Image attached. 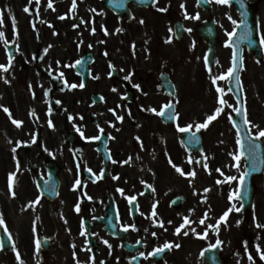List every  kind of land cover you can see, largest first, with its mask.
<instances>
[{"label": "flooded vegetation", "instance_id": "flooded-vegetation-1", "mask_svg": "<svg viewBox=\"0 0 264 264\" xmlns=\"http://www.w3.org/2000/svg\"><path fill=\"white\" fill-rule=\"evenodd\" d=\"M248 1L261 12L264 0ZM12 2L2 16L3 25L12 38L15 17L16 38L22 35L17 43L29 64L14 65L5 77L23 85L19 100L11 97L9 104L12 118L23 123L16 127L9 119L16 131L11 133L16 147V166L10 171L16 173L14 197L8 169L0 171V213L5 221L0 232L6 228L8 233L5 249L0 247V264H19L16 252L24 264H209L201 252L217 240L222 241L215 248L219 264H264V228L256 226L264 225V172L253 180L256 199L247 217L242 210L232 211L218 232L208 227L233 204L240 207V198L228 199L240 191L239 179L220 184L217 180L239 178L245 160L240 158L239 167H233L235 152L225 144L221 115L206 129L195 128L219 105L214 101L210 106L206 98L212 77L232 65L227 33L235 34L240 23L236 7L215 0H76L75 10L70 11L72 0H52L55 10L47 7L48 0ZM197 15L198 19L192 18ZM258 34L261 42L264 26ZM30 44H35L38 54ZM87 53L93 56L90 77L83 88H72L83 82L75 62ZM243 56L242 79L252 90L255 79L248 77L255 78L257 70L262 73L264 62L245 47ZM38 77L43 79L40 85ZM169 82L174 87L168 88ZM32 84L35 100L29 94ZM3 85L0 78V88ZM169 89L175 93L170 95ZM168 103L172 109L165 111L163 121L158 113ZM33 110L35 115H30ZM175 113L178 118L170 119ZM188 125L191 132L200 133L201 151L186 148L182 141L179 128ZM225 129L234 138L232 129ZM96 136L100 139H90ZM169 159L185 173L195 171V177L182 176ZM54 172L58 180L53 187L58 191L51 199L39 187ZM77 179L81 183L74 189ZM133 196L136 200L130 204L128 198ZM153 204L156 218L151 217ZM205 213L207 219L200 224ZM183 217L192 223L176 235ZM158 219L163 220V228ZM166 241L180 247L145 258Z\"/></svg>", "mask_w": 264, "mask_h": 264}, {"label": "snow or ice", "instance_id": "snow-or-ice-1", "mask_svg": "<svg viewBox=\"0 0 264 264\" xmlns=\"http://www.w3.org/2000/svg\"><path fill=\"white\" fill-rule=\"evenodd\" d=\"M204 2H205V3H211L212 0H204ZM29 3L31 4V3H32V0H29ZM36 3L39 4V0H36ZM198 3H199V0H198ZM215 3H217V4H222V5H229V4L231 3V0H215ZM47 7H48V8H51V9H53V10H55V9L53 8V2H52V0H48ZM181 7L183 8L184 5L181 4ZM240 7H241V8L244 7L243 0H240ZM75 8H76V0H72V6H71L70 11H74ZM23 10H24L26 13L29 12V8H28V7H25ZM159 10H160V11H166V9H159ZM93 11H95V10H93ZM2 16H3V14H2V12H0V25H3V18H2ZM64 18H65L64 16H60V17H59V19H61V20L64 19ZM192 18H194V19H198L199 17H198V15H197L196 17H192ZM228 19L231 20V19H232L231 16H229ZM12 20H13V31H14V33L18 36V33L16 32V25H15V17H14V16L12 17ZM141 23H143L142 20H141ZM232 23L235 25V24H236V21L233 20ZM241 23H244V21L242 20ZM73 27H77V25H73ZM33 28H35V25H33ZM117 31H121V30H120V29H117ZM169 31H171V29H169ZM188 31H191V29H189ZM93 32H95V29H94V28H93ZM54 34H55V33H54ZM105 34H107L106 31H105ZM227 35H228L229 37H231V36L233 35V33H227ZM0 40H5V42L7 43V41H6V39H5V33H4L3 31H0ZM101 42H103V41H101ZM167 42H170V40L167 41ZM261 43L264 44V37L261 38ZM226 46H230L228 42H226ZM90 47H91V46H90ZM133 47H134V45H133ZM45 51H47V50H45ZM105 55H107V53H105ZM13 59H14V57L9 53V54H8V64H6V65H5V64H0V71H2L3 73H8L9 70H10V68H11V66H12V61H13ZM236 62H237V53L234 51V52H233V57H232V67H229V68H228V70H227V74L220 75V76H218V77H217V76H213V77H212V83H213V85L216 84V81H217L218 79H220V80H230L233 76H235V80H236L237 84H240L239 75L236 74V72L234 71V70L236 69V66H237V65H236ZM241 62H242V58H241ZM80 63H81V61H80V60H77V61L75 62V65H79ZM75 65H69V67H74ZM109 67L111 68L112 65L109 64ZM109 75H111V73H109ZM60 76L63 77V73H61ZM0 78H4V79H5V83H8V80H7L5 77L0 76ZM124 79H125V80H128V79H130V77H129V76H125ZM65 83H66V82H65ZM77 86H79L80 88H83V87H84V83L81 82L79 85H76V84H72V85H71L72 88H75V87H77ZM135 87L139 88V85H135ZM240 87H241V89H242V85H241ZM232 90H233V89H232L231 87L227 89L228 92H231ZM113 91H115V89H113ZM216 91H217V93H220V94H223V93H224V89H222V88H220V87H218V86H217V88H216ZM45 95H47V92L45 93ZM100 99L103 100V97H101ZM56 103L59 104L60 101H56ZM218 104L221 105V106H217V107L215 108L213 114H211V115H207V117H206V119H205V121H204L203 123H197V124L195 125V128H196L197 131H199L200 129H206V128L209 126V123H210V122L216 120V119H217V118H218V117L224 112V107H222V106H224V105H226L228 108H232V111L235 112L237 115L243 114V124H244V125L252 124V122H251L250 120H248V118H247L246 110L242 113V109H241L240 107H234V108H233L232 105H229L228 102H227L225 99H223L222 95H221V97L218 99ZM0 108H2V110H3L6 114H8L9 119L11 120V122H12L16 127H20V126L22 125V123H23L22 121L12 118V114H11L10 110H9L7 107H4L3 105H0ZM170 109H172V104H171V103L165 104V105L161 108V110L159 111L158 114L161 115V116H164V115H165V110H170ZM109 111H112L113 114L115 115V110H113V109H109ZM151 111L156 112V109H151ZM49 113H51V108H49ZM30 115H35V111L33 110V111L30 113ZM178 116H179V114H178V113H175L174 116L170 115L169 118H170V119H175V118H178ZM115 118H116L117 120H123V117H122V116H116ZM228 118H229V120L232 122L233 127H236V122H235V120L233 119V117H232L231 114H229ZM49 127H53L51 120L49 121ZM252 127H255V128L258 129V132H257L255 138L253 139V143H252L251 146H250V151L254 152L255 149L259 147V145L255 143V139H259L260 137H264V129H259V126H258V125H255V124H252ZM191 128H192V125H188V126H186V127L179 128V130H180L181 132H187V131H190ZM78 131H79V129H78ZM100 131L103 132V129H100ZM81 135L83 136V133H82V132H81ZM90 139L98 140V139H100V137H99V136H96V137H92V138H90ZM137 139H139V138H137ZM190 141L198 142V140H197V138H196V136H195V133H193L192 136L190 137ZM33 142H35V141H33ZM9 143H11V141H9ZM237 143H240L239 139H238ZM17 146H19V142H18ZM12 152H13V154H15V152H16V147H13V148H12ZM230 155H232V154L230 153ZM233 158H234V160L237 161V163H236L234 166H235V167H239V163H238V162H239L241 156H240V155H235V156H233ZM13 159H15V155L13 156ZM191 162H192V161L189 160V163H191ZM124 163H128V161H125ZM169 163H170V164L172 165V167H173L178 173H180L182 176H189V177H192V178L195 177V171H191V172L185 173L180 167H178L177 165H175L174 163H172L171 159H169ZM197 163H200V161H197ZM203 166H204L206 169H207V167H208L206 163H205ZM18 170H19V167H17V171H18ZM88 171L91 172V169H89ZM216 171H217V172H221L220 169H216ZM221 175H223L222 172H221ZM246 175H247V173H244V174L241 175L239 178H237V177H235V176H228V177H226V179H225L224 181L217 180V183H218V184H220V183H226V182H231V181H233V180H237V179H239L240 184L243 185ZM15 176H16V173H15V172H12V173H9V177H8V180H9L8 187H9L10 193H11V195H12L13 197L15 196V192L12 190V189H13V181H14V177H15ZM114 178H115V177H114ZM189 182L191 183V180H190ZM80 183H81V181H80L79 179H77V180L75 181V184H74V189H75L76 186H79ZM142 183H143V181H142ZM149 187H151V186L149 185ZM119 191L122 192L123 190H119ZM208 191H210V189H207V188L204 189V192H205V193H207ZM240 196H241V193H240V191H239V189H238L237 191L231 193V194L228 196V199H229V201H232L234 198H235V199H239ZM205 199H206V197H205ZM128 200H129V203L132 204V203L136 200V197H135V196H133V197H129ZM37 202H38V200H37V201L30 202L29 206L31 207V206H33V205H34L35 203H37ZM152 208H153V211H152V213H151V217L156 218V217H157V213H156V211H155V209H156V204H153ZM242 209H243V204H242V203H241L240 207H236V205L233 204L231 207H229V208L227 209V211H225V212L223 213V215L217 220V222H216L215 225H208V227L213 228L214 230H216V231L218 232V230H219V226H220V223H221V222H225V223H226V222H227V221H226V218L229 216V214H230L232 211L240 212ZM79 210H80V208H79V204H77V205H76V211L79 212ZM190 211H193V210H190ZM206 219H207V213H205L204 218H202V219L199 221V223H200V224H204ZM168 223L171 224L172 222L169 221ZM191 223H192V222L190 221V219H189L188 217H183V222L181 223L180 226H178V227L175 229V234H176V235H180V234H181V229L186 228V227L189 226ZM239 223H240V221H237V224H239ZM4 225H5V221H4V218H3V214L0 213V226H4ZM157 225H158L159 227L163 228V227H164V222H163V220H159V219H158V220H157ZM256 226H257L258 228H264V225L257 224ZM130 227H132L133 229H135V225H131ZM127 230H128V228L125 227V228H124V231H127ZM165 230H166V229H165ZM5 231H7L6 228H5ZM191 231H192V232H195V229H191ZM84 234H85L84 232H81V235H84ZM188 234H189V232H188L187 230H185V231L183 232V235H184V236H187ZM152 235H153V236H156V233L153 232ZM197 235H200V234H197ZM206 235H207V232H205V233L203 234L204 237H206ZM9 239H10V237H9ZM104 243H105V244H108L107 241H104ZM137 243H140V241H137ZM221 243H222V241L217 240V241H216V244H215V245H210V247L215 248V247L219 246ZM2 246H3V245H2V242H0V247H2ZM108 246H109V248H111V245H108ZM39 247H40V243H39V241H37V249H39ZM173 247H175V248H179V247H180V244H178V243L174 244V243H172V242H167V241H166L162 246H158V247L154 248L151 252H149V253L147 254V256H145V254H144L143 252L139 253V255H140V256H145V258L147 259L148 257H154V256H157V255H160L161 253L165 252V250H171V248H173ZM13 250L15 251V246H13ZM256 250H257V252L260 251L259 245L256 246ZM88 251H91V249L89 248ZM206 251H207V249L203 250V251L201 252V256H203L204 253H205ZM245 251L247 252V244L245 245ZM16 259H17V261H19V264H24L23 260H21V258H20L19 252H16ZM132 259L134 260L135 257H133ZM248 259L251 261V260H252V256L249 255ZM261 259H264V254L261 255ZM77 264H79V261H77ZM100 264H104V262L101 261Z\"/></svg>", "mask_w": 264, "mask_h": 264}, {"label": "rangeland", "instance_id": "rangeland-1", "mask_svg": "<svg viewBox=\"0 0 264 264\" xmlns=\"http://www.w3.org/2000/svg\"><path fill=\"white\" fill-rule=\"evenodd\" d=\"M6 4H8V2L6 1ZM262 15L264 16V4L263 6H261V12ZM264 23V22H263ZM4 31L6 30L5 28H3ZM1 29V30H3ZM14 40V38L12 39ZM5 41L2 40V47ZM1 47V48H2ZM261 73H256V76L254 78V76L252 77H248V79L251 80V78L255 79V83H252V92H250V105H252V116L251 118V122L252 124L258 125L259 129H264V92H256L255 88L257 86V90H259L260 88H264V81L262 76H260ZM2 82H5L4 80H2ZM208 89L211 90V88L209 87ZM0 94H4V96H2V101L0 103V105H3L4 107L9 108V110H11V104L12 102L11 97L14 100H19L17 97L19 96V86H11L10 84H4L1 88H0ZM33 95V94H32ZM207 101L209 102L210 106H213L212 103L214 102V96L212 91H209L207 93ZM12 125L9 123V116L8 114H6L2 108H0V163L1 166H6L8 167V162L7 160H3V156L5 151L8 149V145H10L9 141L11 140V133L16 132L15 130L11 129ZM222 127V131H224V139L226 140V145L229 144V147L232 149H235V141L233 140L234 138L230 135H228V130L225 129V124L221 125ZM252 129L256 132H258V129L255 127H252ZM222 135V134H221ZM234 147V148H233ZM3 162V163H2Z\"/></svg>", "mask_w": 264, "mask_h": 264}, {"label": "water", "instance_id": "water-1", "mask_svg": "<svg viewBox=\"0 0 264 264\" xmlns=\"http://www.w3.org/2000/svg\"><path fill=\"white\" fill-rule=\"evenodd\" d=\"M251 23H253V19H251ZM248 45H250V47L251 48H256V49H258V46L257 45H255V44H248ZM246 133H247V131H245ZM242 136V145H244L245 144V147L244 148H249L250 146H251V144L253 143V140L252 139H249V136H245V135H241ZM255 143L256 144H258L259 145V147L258 148H256V149H258V150H262L261 148H262V145L260 144V142L259 141H255ZM261 154V153H260ZM263 155V154H262Z\"/></svg>", "mask_w": 264, "mask_h": 264}]
</instances>
